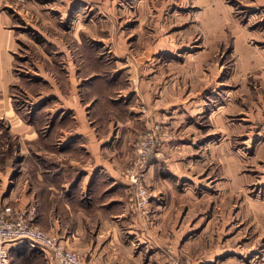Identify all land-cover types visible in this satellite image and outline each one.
I'll return each mask as SVG.
<instances>
[{"label": "rangeland", "instance_id": "1", "mask_svg": "<svg viewBox=\"0 0 264 264\" xmlns=\"http://www.w3.org/2000/svg\"><path fill=\"white\" fill-rule=\"evenodd\" d=\"M0 14L22 38L14 108L40 136L52 121L31 107L49 84L35 76L42 55L60 86L71 63L80 77L94 73L86 83L105 81V109L126 119L133 106L145 118L122 159L125 210L149 221L157 203L183 201L179 229L205 231L209 246L234 249L241 264H263L264 0H0ZM42 141H25L29 170L41 167ZM20 142L1 118L0 171L23 161ZM139 184L152 195L145 216L130 207ZM184 252L177 243V264H191ZM7 264L50 263L9 251Z\"/></svg>", "mask_w": 264, "mask_h": 264}, {"label": "crops", "instance_id": "2", "mask_svg": "<svg viewBox=\"0 0 264 264\" xmlns=\"http://www.w3.org/2000/svg\"><path fill=\"white\" fill-rule=\"evenodd\" d=\"M13 28L9 16L0 14V119L7 121L11 133L20 136L24 157L19 166L11 160L0 171V205L12 212L35 207V222L61 238L86 264H169L165 253L172 249L175 254L177 243L191 264H241L240 253L234 249L218 248V243L209 246L205 231L178 228L187 220L184 213L176 214L183 201L168 198L157 203L149 221L125 210L127 181L121 175L122 159L138 121L145 118L133 106L127 110L138 115L136 121L128 114L126 119L118 118L112 109H105L106 97L99 91V83L105 81L86 83L94 73L80 77L71 63L60 86L42 55L35 76L49 84L33 98L31 107L39 108L40 117L51 116L47 135L40 136L35 125L17 113L10 86L15 84L14 63L22 50V38ZM77 83L87 85L82 89ZM46 96L56 100L49 104ZM40 137V151L35 153L41 167L29 170L26 157L30 149L25 141ZM20 245H7L10 256L29 252L54 264L42 250ZM245 261L243 264H252V257Z\"/></svg>", "mask_w": 264, "mask_h": 264}, {"label": "built area", "instance_id": "3", "mask_svg": "<svg viewBox=\"0 0 264 264\" xmlns=\"http://www.w3.org/2000/svg\"><path fill=\"white\" fill-rule=\"evenodd\" d=\"M153 142L150 137L143 142L144 153L150 150ZM135 191L130 207L133 212L145 216L147 212L144 210L148 208L152 195L142 184L137 185ZM35 211L33 207L29 212H12L0 205V263L7 264L9 261L8 244L26 242L42 250L54 264H86L78 252L66 246L61 238L42 229L35 222ZM165 259L169 264H177L172 249H168L165 253Z\"/></svg>", "mask_w": 264, "mask_h": 264}, {"label": "trees", "instance_id": "4", "mask_svg": "<svg viewBox=\"0 0 264 264\" xmlns=\"http://www.w3.org/2000/svg\"><path fill=\"white\" fill-rule=\"evenodd\" d=\"M20 247H24V248H26V247H33V248H36L38 251H40V249L38 247L32 246V245H30V244H28L26 242H22L21 245H20Z\"/></svg>", "mask_w": 264, "mask_h": 264}]
</instances>
